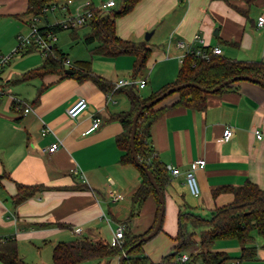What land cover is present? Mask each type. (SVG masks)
<instances>
[{
	"label": "crops",
	"instance_id": "1",
	"mask_svg": "<svg viewBox=\"0 0 264 264\" xmlns=\"http://www.w3.org/2000/svg\"><path fill=\"white\" fill-rule=\"evenodd\" d=\"M26 9L27 0H0V15L9 16L15 24L21 23V15H27ZM260 15H264V0H254L251 5L244 0H140L116 18L115 31L122 39L147 42L151 52L143 69L148 71L134 73L136 55H90L87 59L95 74L112 83L127 80L126 74L144 79L139 93L146 97L173 81L181 58L194 50L219 46L227 58L264 61V25L256 24ZM31 17L24 20L25 31ZM44 24L45 19L38 25ZM18 27L15 25L8 45H0V55L12 49L22 34ZM148 31L151 35L146 40ZM56 46L64 52L58 41ZM66 57L70 62L87 60H73L67 53ZM13 58L15 55L0 70V236L16 241L18 254L26 263L51 264L53 246L59 241L88 236L109 242L116 226L126 221L134 235L147 231L155 220L156 200L149 195L139 213L129 219L132 193L142 178L135 165L120 162L122 151L116 136L123 126L109 119L130 108L127 96L117 89L104 92L90 79L78 81L58 74L12 83L42 62L33 57V66L24 69L21 65L28 58ZM33 80L39 85L32 84L25 97L16 94L25 92L21 84ZM11 85L13 91H7ZM38 92V102L32 104ZM79 97L86 100L87 108L70 118L66 109ZM13 98L24 104L18 106ZM25 108L29 110L25 112ZM94 118L100 124L87 132ZM45 127L50 130L42 134ZM225 127L232 129L227 141L221 139ZM255 130L260 131L261 139L256 138ZM57 139L61 145L55 151H43ZM150 141L165 168L170 165L181 170L177 176L166 170L162 228L143 245L149 259L158 263L174 246L170 237L177 232L179 209L207 214L233 199L227 191L213 195L215 189L241 186L246 181L264 189V87L242 81L236 88L208 94L203 109L172 107L152 123ZM197 158H204L205 165L195 170L200 194L194 197L184 172ZM16 183L45 187L16 203ZM112 194L121 197L115 200ZM78 264H119V257L91 258Z\"/></svg>",
	"mask_w": 264,
	"mask_h": 264
},
{
	"label": "trees",
	"instance_id": "2",
	"mask_svg": "<svg viewBox=\"0 0 264 264\" xmlns=\"http://www.w3.org/2000/svg\"><path fill=\"white\" fill-rule=\"evenodd\" d=\"M56 1L60 0H27L26 14L30 16L40 15L43 7ZM138 1L140 0H118V3L109 11L95 12L87 23L83 25L87 26L89 30L82 36L85 44H93L90 49L91 56L136 55L138 61L135 67V74L145 67L151 49L146 41L133 42L118 37L115 31V21L117 17L129 12ZM244 1L248 5L254 2V0ZM52 27L58 32L64 30L56 25ZM30 50L34 49L29 48L25 52ZM204 51L207 57L196 55L195 53L185 54L175 79L161 86L149 96H141L137 85H127L116 90L124 93L130 103L128 110L113 113L109 117V119L119 121L123 126L122 132L116 136L117 146L122 151L120 162L122 164L130 163L135 165L142 178L138 187L132 193V208L129 219L139 213L145 199L152 195L156 200L157 210L151 227L137 235L132 234L128 227L125 228L120 246H112L109 242L101 239L93 240L88 236L59 241L53 246L51 264H78L91 258L108 259L119 257L128 248L131 249L123 259L122 264H174L175 256L181 251L190 252L193 258L199 261V264H224L229 258L227 253L213 249L215 242L221 239H236L240 244V259L253 260L259 252L258 247L254 244L255 234L262 239L261 248L264 249V189L251 181H246L243 185L237 187L215 189L213 195L227 191L232 193L233 199L225 205L211 209L205 216L193 211H182L179 209L177 232L170 237L174 242V246L169 253L161 258L160 262H152L145 254L143 245L146 241L136 244L142 236L149 233L154 227L160 207L158 193L150 183L144 168L135 163L129 143L132 119L140 106L174 85L188 82L196 84V86H184L177 91L169 93L152 106L144 107L137 118L134 137L135 153L143 166L153 174L160 191L164 193L165 186L168 183L167 172L165 166L157 159L154 147L150 141L152 123L165 111L175 106L203 109L206 106L208 94L230 90L236 88L242 81H249L236 80L218 90L211 91L225 79L243 74L264 81V61L231 59L221 54L212 53L209 48L204 49ZM65 59H67L66 53L55 46L52 53L42 58L40 65L27 70L11 82H27L34 78H43L47 74H58L60 77H74L78 81L90 79L104 92L113 91L114 84L111 81L92 71L90 59L76 60L71 62L70 65L64 64ZM66 69H70L72 73H66ZM39 94L40 92L37 93L32 104L38 102ZM171 98L172 100H169ZM16 187L17 191L13 199L16 203H19L45 186L41 184L16 183ZM128 222L126 221L127 224ZM189 226L203 227L197 238H195L194 232L188 231ZM0 262L1 264H28L19 256L16 241L13 238L0 243Z\"/></svg>",
	"mask_w": 264,
	"mask_h": 264
},
{
	"label": "built area",
	"instance_id": "3",
	"mask_svg": "<svg viewBox=\"0 0 264 264\" xmlns=\"http://www.w3.org/2000/svg\"><path fill=\"white\" fill-rule=\"evenodd\" d=\"M73 1L74 0H60L52 2L43 7L40 15H33L29 22L27 32L17 36V45L14 47V49L10 53L0 55V70L5 64L9 62L13 55L21 53L22 51H26L29 48H33L34 50H36L42 55V57H46L48 54L52 53L57 43L58 33V31L52 26L56 25L61 29H76L82 27L94 15L95 12H107L118 3V0H100L96 4L92 0H86L77 6V9L74 13H71L70 4H72ZM55 10L62 12V17L61 19L51 23L50 21H48L46 16L48 11L54 12ZM41 16H43L45 19V24L42 26L37 24V20H39ZM256 24L257 26L264 25V15L258 16ZM209 50L215 54H221L222 52L219 46H215ZM189 53H195L196 55L207 57V54L204 50H194ZM183 57L180 61H182ZM64 64L70 65L71 62L67 58L64 60ZM113 84V90L127 85H137L139 88H141L144 86L145 80L118 79ZM13 100L18 106L24 104V102L21 100L15 98H13ZM86 108V100L83 97H79L72 103H70V105L66 109V112L70 118L74 119L78 117L83 111H85ZM28 110L29 108L24 109L25 112H27ZM99 124V118H94L93 123L87 130V132L98 127ZM49 130L50 129L48 127L43 128L42 134H45ZM254 133L257 139H261L262 134L259 130H255ZM231 135L232 129L230 127H225L223 129L221 139L223 141H227L229 140ZM60 145L61 141L57 139L53 141L49 146L44 148L43 151L51 153L55 151ZM204 165V158H197L191 162L190 167L184 172L185 183L188 187L189 193L194 197H197L200 194V186L195 175V170L204 167ZM166 170L174 176H177L181 173V170L176 166L168 165L166 167ZM112 197L113 199L117 200L121 197V195L112 194ZM125 228L126 226L124 223H119L116 226L113 231V236L109 241L110 245L120 246L123 240ZM80 230V227L75 229L76 232H79ZM8 239H10L9 236H0V243L6 242ZM174 264H199V261L195 260L190 252L181 251L175 256ZM232 264H240V260L234 261Z\"/></svg>",
	"mask_w": 264,
	"mask_h": 264
},
{
	"label": "rangeland",
	"instance_id": "4",
	"mask_svg": "<svg viewBox=\"0 0 264 264\" xmlns=\"http://www.w3.org/2000/svg\"><path fill=\"white\" fill-rule=\"evenodd\" d=\"M83 0H74V2L72 4H70V11L71 13L75 12V8L76 6ZM93 2H95L96 4L100 1V0H92ZM30 16L29 15H25V17H23V15H21V23L15 24L12 19L7 16V15H0V45L3 46H7L8 42L10 41V35L13 33V31L15 30V25H19L18 29H22L21 33L24 34L27 32V30L25 31V22L24 20L28 19ZM48 20L52 23L55 22L56 20L61 19L62 17V12H59L58 10H55L54 12L48 11L47 16ZM44 17L41 16L39 20H37V24H41L44 22ZM89 28L87 26H83V27H79L76 28L75 30L73 29H64L61 30L57 33V41L59 43V45L61 46L62 50L64 52L67 53V55L73 59L76 60L78 59H82V58H88L90 56V49L91 47H93V44H85L83 41V34L88 32ZM7 44V45H6ZM17 45V39L15 40L14 46L12 47V49H10L9 51L6 52L10 53L14 47ZM21 53H24V51H22ZM21 53H17L15 54V58L13 59H19V58H23V57H27L28 59H24L23 64L21 65L22 68H27L30 66H33V57L34 58H38L40 60H42V55L40 53H38L37 51L34 50H30L29 52H25L24 54ZM21 64V63H20ZM178 64V62H177ZM144 70H146V72L148 71L147 69H143L142 73L144 72ZM127 78V80H130L131 77L128 76L126 74L125 76ZM130 77V78H129ZM32 84H36L37 86L39 85V81L38 80H33L29 83H24L21 84L20 89H22V91L25 92H19L17 91L16 94L21 95L23 97L26 96V92L27 90L31 88ZM150 84L148 83L147 88L145 89L146 92L148 90H150ZM13 86H9L7 88H5L7 91L12 90L13 91ZM33 87V86H32ZM141 92V90H140ZM145 92V91H143ZM27 98V97H26ZM181 208H185V207H181ZM200 214V213H199ZM202 216H205V214H200ZM177 226V223H176ZM202 226H197V227H188V231L190 232H194L195 233V238L198 237V233L200 232V230L202 229ZM176 233V232H175ZM262 239L255 234L254 237V244L258 247V255L256 256L255 259L253 260H245V259H240V254H241V250H240V244L238 243V241L236 239H221V240H217L214 244L213 249L214 250H220V251H225L228 255V259L224 262V264H232L234 261L240 260V264H264V249L261 248L262 245ZM195 252V251H194Z\"/></svg>",
	"mask_w": 264,
	"mask_h": 264
},
{
	"label": "water",
	"instance_id": "5",
	"mask_svg": "<svg viewBox=\"0 0 264 264\" xmlns=\"http://www.w3.org/2000/svg\"><path fill=\"white\" fill-rule=\"evenodd\" d=\"M151 35V31H148L145 33L144 38L146 40L149 39V36ZM66 73L70 74L72 73V71L70 69H66L65 70ZM236 80H249L252 82H256L259 83L261 85L264 86V81H262L261 79H258L256 77H252L249 75H236L234 77L228 78L223 80L222 82H220L216 87H214V89H212L211 91H215L220 89L221 87L225 86L226 84H229L231 82H234ZM188 85H194L196 86L195 83L193 82H188L185 84H178V85H174L172 87H170L169 89L165 90L163 93H161L160 95L148 100L145 104L141 105L139 110L135 113V115L133 116L132 119V126H131V131H130V147H131V152H132V157L135 161L136 164H138L139 166L143 167L146 175L150 181V183L153 185L154 189L156 190V192L158 193V199H159V203H160V207H159V212L156 218V222L154 227L152 228V230L147 233L146 235L142 236L139 241L136 243L138 244L141 241H148L149 239H151L152 237H154L158 231L161 228L162 225V220H163V215H164V210H165V198H164V193L162 191H160L153 174L150 172V170H148L145 166H143V164L140 162V160L138 159L136 153H135V147H134V137H135V131H136V122H137V118L138 115L140 114V112L142 111V109L144 107H150L153 104H155L156 102H158L159 100H161L163 97L167 96L169 93L177 91L178 89L184 87V86H188ZM131 248H128L126 251H124L121 256H119V264H122L123 259L125 258V256L127 255V253L129 252Z\"/></svg>",
	"mask_w": 264,
	"mask_h": 264
}]
</instances>
